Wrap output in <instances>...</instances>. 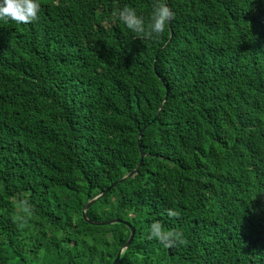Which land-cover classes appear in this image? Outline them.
Wrapping results in <instances>:
<instances>
[{"label": "trees", "instance_id": "trees-1", "mask_svg": "<svg viewBox=\"0 0 264 264\" xmlns=\"http://www.w3.org/2000/svg\"><path fill=\"white\" fill-rule=\"evenodd\" d=\"M166 2L152 40L114 13L147 23L153 0L0 21V264H111L129 227L82 207L135 168L143 128L138 171L85 211L135 228L118 264H264V0ZM155 221L185 243L148 239Z\"/></svg>", "mask_w": 264, "mask_h": 264}, {"label": "clouds", "instance_id": "clouds-1", "mask_svg": "<svg viewBox=\"0 0 264 264\" xmlns=\"http://www.w3.org/2000/svg\"><path fill=\"white\" fill-rule=\"evenodd\" d=\"M39 0H0V21H14L17 24L32 23L39 18ZM127 29L135 34L137 39L152 40L160 38L165 32L166 25L175 17L166 0H153L152 11L148 22L143 16L138 15L135 8L125 5L114 13ZM17 214L13 216L14 222L21 227L26 226L31 219L33 206L27 198L15 201ZM22 213V214H21ZM169 217H179L180 213L174 209H168ZM148 239H156L166 248L175 246L177 243H185L184 234L177 229L165 230L162 223L155 221L150 225Z\"/></svg>", "mask_w": 264, "mask_h": 264}, {"label": "water", "instance_id": "water-1", "mask_svg": "<svg viewBox=\"0 0 264 264\" xmlns=\"http://www.w3.org/2000/svg\"><path fill=\"white\" fill-rule=\"evenodd\" d=\"M166 95H167V91L165 93V98H166ZM144 129V128H143ZM141 129L139 131V133L137 134V144H138V148H139V152H140V157H139V160L135 166V168H133V170L129 171L127 174H125L124 176H122L121 178L117 179V180H114L113 182L110 183L109 186H107L102 192H100L99 194H97L96 196H94L93 198H91L90 200H88L87 202L84 203L83 207H82V216L84 218L85 221L89 222L90 224H95V225H106V224H112V223H124L125 225H127L130 229V234L127 238V240L120 246L114 260L112 261L111 264H118V261H119V258H120V254L122 253V251L124 249H126L129 244L131 243L133 237H134V234H135V228L127 221H124V220H121V219H117V218H113V219H108V220H103V221H94V220H90L89 218H87L86 214H85V211L87 210V208H89L97 199H99L100 197L104 196L110 189L111 187H114L117 182H122L124 181L125 179L129 178L130 176H132L135 172L138 171L141 163H142V160L145 156V153L143 152L142 148H141V144L139 142V138H140V135H141V132L142 130Z\"/></svg>", "mask_w": 264, "mask_h": 264}, {"label": "rangeland", "instance_id": "rangeland-1", "mask_svg": "<svg viewBox=\"0 0 264 264\" xmlns=\"http://www.w3.org/2000/svg\"><path fill=\"white\" fill-rule=\"evenodd\" d=\"M127 162H129V163H130V161H129V160H127Z\"/></svg>", "mask_w": 264, "mask_h": 264}]
</instances>
